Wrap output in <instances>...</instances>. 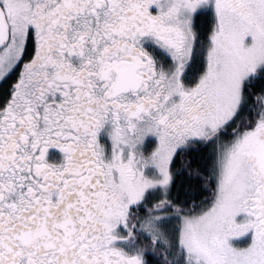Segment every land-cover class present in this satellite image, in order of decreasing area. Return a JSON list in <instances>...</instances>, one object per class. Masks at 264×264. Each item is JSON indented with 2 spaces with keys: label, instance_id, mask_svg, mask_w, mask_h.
Masks as SVG:
<instances>
[{
  "label": "snow or ice",
  "instance_id": "6c2138e0",
  "mask_svg": "<svg viewBox=\"0 0 264 264\" xmlns=\"http://www.w3.org/2000/svg\"><path fill=\"white\" fill-rule=\"evenodd\" d=\"M0 264H264V0H0Z\"/></svg>",
  "mask_w": 264,
  "mask_h": 264
}]
</instances>
